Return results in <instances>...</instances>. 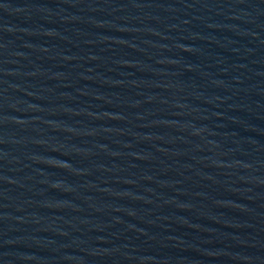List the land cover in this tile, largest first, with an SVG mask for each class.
Returning <instances> with one entry per match:
<instances>
[{
	"label": "water",
	"instance_id": "1",
	"mask_svg": "<svg viewBox=\"0 0 264 264\" xmlns=\"http://www.w3.org/2000/svg\"><path fill=\"white\" fill-rule=\"evenodd\" d=\"M0 264H264V0H0Z\"/></svg>",
	"mask_w": 264,
	"mask_h": 264
}]
</instances>
